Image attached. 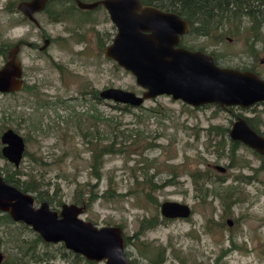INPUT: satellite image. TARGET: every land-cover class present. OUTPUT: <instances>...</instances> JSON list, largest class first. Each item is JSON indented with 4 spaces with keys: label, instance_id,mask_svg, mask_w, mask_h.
<instances>
[{
    "label": "rangeland",
    "instance_id": "rangeland-1",
    "mask_svg": "<svg viewBox=\"0 0 264 264\" xmlns=\"http://www.w3.org/2000/svg\"><path fill=\"white\" fill-rule=\"evenodd\" d=\"M17 1L0 0V49L16 41L29 42L32 46L18 42L15 55L21 68L18 79L22 87L0 93V133L6 128L17 132L24 140L28 155L22 157L17 167L0 155V174L17 168L21 179L43 180V192L47 189V194L56 198L49 206L56 211L62 204L73 203L76 183H95L98 194L108 185L118 193H127L111 200L99 197L88 210L79 212L78 217L97 227L119 226L129 240L140 218L153 215L159 220L162 218L160 202L186 203L191 210L188 218L160 221L140 234L134 241L136 247L131 243L124 247L128 259L135 264H150L156 246L165 248L162 264H264L263 158L239 144L230 159L228 140L222 151L215 150L217 136L208 134L210 126H228L232 114L254 118L257 128L264 132V106L255 104L249 108L227 110L213 104L191 107L159 95L144 100L139 108L122 111L116 107L121 104L91 99L86 92L106 87L128 90L136 95L142 91L129 72L105 58L98 48V38L106 40V44L107 37L115 32L106 11L97 7L87 14L67 13L60 21H52L40 12L34 15L37 21L34 24L21 20V14L15 9ZM10 4L12 14L7 12ZM69 5L58 2L54 9H66ZM243 25H246V19H242ZM262 31L264 33V25ZM43 37L49 38L50 43L41 51L37 46H41ZM184 43L194 46L193 49L199 47L206 52L219 53L217 63L220 66L250 68L264 76V47L259 42L255 44L256 55L245 52L242 35L227 36L217 44L203 37H186ZM5 57L0 55V66L7 60ZM84 91L85 94H81ZM94 113L99 116L96 128L101 135L105 132L104 139L99 142L109 141L107 132L111 125L108 119L112 116L118 120L119 130L129 139L134 133L138 134L135 150L141 151L140 146L145 147L147 142L153 144L143 150L141 156L103 155L98 181L89 167L90 145L82 137L86 131L90 135L94 133L92 126L87 128L93 122L89 116ZM167 164L174 166L178 176L174 184L161 186L153 193L158 203L156 208L129 194L131 188L136 193L140 190L134 178L142 181L144 167H153L146 175L154 173L153 179L160 185L171 173ZM208 164L217 181L213 190L207 185L209 195L202 199L186 171ZM217 164L226 167V172L214 170L211 165ZM228 186L234 189L233 197L228 209L222 211L220 197H215L212 191L222 192ZM28 228L18 222L2 226L0 251L4 264H10L13 256H18L17 251L22 253L29 246L24 240L33 239L36 233ZM145 243L152 246H143ZM34 249L41 254H52V264H103V261L88 263L83 257H75L69 252L60 256L64 253L57 245L43 247L38 243Z\"/></svg>",
    "mask_w": 264,
    "mask_h": 264
},
{
    "label": "water",
    "instance_id": "water-1",
    "mask_svg": "<svg viewBox=\"0 0 264 264\" xmlns=\"http://www.w3.org/2000/svg\"><path fill=\"white\" fill-rule=\"evenodd\" d=\"M47 1L20 0L16 9L37 24L33 14L41 11ZM73 1L82 10L101 6L106 11L115 32L102 54L129 72L143 90L136 95L107 87L98 92L100 99L138 107L146 99L166 95L191 107L213 104L222 109L247 108L264 102V78L248 70L220 66L211 54L180 45L181 36L188 31V22L177 13L144 5L141 0ZM48 42L43 39L38 50L42 51ZM17 48L18 43L10 48L7 60L0 66V93L22 87L18 79L21 68L15 55ZM228 138L264 155V136L250 128L243 116H237L232 122ZM0 144V155L17 167L25 150L22 136L6 128L0 133ZM214 168L223 170L219 165ZM35 203L32 194L4 181L0 174V211L7 212L14 222L30 227L43 242L61 243L86 260L130 264L123 254L118 226L97 227L79 218L82 208L75 204H62L56 211L44 201ZM159 214L164 219H186L191 210L186 203L164 200L159 203Z\"/></svg>",
    "mask_w": 264,
    "mask_h": 264
},
{
    "label": "trees",
    "instance_id": "trees-1",
    "mask_svg": "<svg viewBox=\"0 0 264 264\" xmlns=\"http://www.w3.org/2000/svg\"><path fill=\"white\" fill-rule=\"evenodd\" d=\"M82 1H94V0H82ZM58 2H68L70 5L66 7V9L58 8L57 10L54 9L55 4ZM144 5H153L162 10L166 11H173L177 13L181 18L188 22V31L187 33L181 37L180 45L185 48L193 49L194 46L185 45L184 39L186 37H193L199 38L203 37L210 42L217 44L220 43L225 39V37H232V36H243L244 39V47L245 52L249 55H256L257 49L255 48V44L257 42L261 43L264 47V33L262 31V26L264 25V0H141ZM16 9V6H15ZM44 13L46 14L47 18L52 21H60L65 18L67 13L74 14V12H84L87 14L92 10H79L77 9L76 5L73 3L72 0H48L44 6ZM66 10V11H65ZM242 19H246V25L242 26ZM22 21L29 23L25 17L21 18ZM113 35L107 37V43L111 41ZM106 39V38H105ZM17 42V41H16ZM106 40L103 38H98V48L101 50L102 47L105 45ZM15 44V43H14ZM199 50L204 51L203 49L197 47ZM8 49L5 47V50ZM205 52V51H204ZM213 55V59L217 63V59L219 53L217 55L211 52ZM5 55V53H3ZM246 69V68H243ZM247 70H251L247 68ZM27 86H25L26 88ZM29 88V87H27ZM87 93V92H86ZM89 93V92H88ZM92 98H97L96 92L91 91ZM81 94H85L81 92ZM118 104V103H117ZM122 111H126L130 108L128 105H116ZM140 107V106H139ZM138 107V108H139ZM136 115V114H135ZM138 116V115H136ZM89 117L92 118L93 122L88 125L94 128V133L92 135L86 131L82 137L86 144L90 145V162L89 167L91 170V174L97 179L99 177V167L101 165L102 156L105 154L114 155V154H136L138 156L142 155V151L147 149L151 144V142H147L145 147L140 146V150H135V146H137V138L138 134L134 133L131 139L123 134L121 130H119L117 123L118 120L116 118L109 117L108 123L111 125V128L107 132L109 141L107 142H99V140H103L105 137V132L102 135L99 133V129L97 127V122L99 116L94 113ZM249 125L254 128L256 131L255 124L251 121V119L247 118ZM78 126V124H77ZM224 131V132H223ZM227 130L218 128V127H209L208 133L215 134L220 139L216 141L215 150L218 148L223 150V144L226 140L225 132ZM92 138H90V137ZM103 136V137H102ZM129 139V140H128ZM93 142V143H91ZM241 143L239 142H229V157L232 159L234 155V151L236 150L237 145ZM92 145V148H91ZM156 146V145H155ZM141 147L143 149H141ZM254 152V151H253ZM260 158H263L262 163H264V155H259L254 152ZM28 155V152L24 150L23 156ZM170 170L169 177L166 178L160 185L154 181V173L146 175L149 168H153L152 166L144 167L143 169V177L141 178V182L137 181V178H134V182L140 186V190L136 193L134 189H130L128 192L129 194H133L134 197L141 198L144 203L150 204L156 208L157 202L155 198H153V193L161 186L174 184L175 177L178 174H175L174 166L167 164L166 165ZM15 168L13 172H6L3 176L4 181L14 185L15 187L19 188L23 192L31 193L34 197L36 203H40L42 201L48 203V205H52L53 199L51 196L47 194V189L43 192L42 187L44 185L43 180H38L33 177H29L27 179H21L19 174V170ZM22 174V173H21ZM186 174L189 176L191 184L197 195L204 199L208 197V189L206 188L207 185H210L211 190L214 189L215 186V176L211 170L206 165L204 168H193L186 171ZM234 191L233 187L228 186L227 188L223 189L222 192L212 191L215 197H220L222 211H226L231 204L232 201V192ZM123 195H127V193H118L108 185L104 191L98 194L97 184L90 183L89 181L83 183H76L73 188V195H72V204L79 206L82 208V212L88 210L91 205L97 200L99 197H103L106 200H111L115 197H121ZM57 205L60 203L59 200L56 202ZM154 204V205H153ZM166 220L164 218L158 219L156 215L150 217H142L138 220V227L135 230L133 237L130 239L129 236H126L122 233L121 235L123 238V254L125 258L129 261L130 264H135L133 260L128 259V252L124 251V247L130 245H134L136 247V243L134 241L138 240L140 234L144 232V230L150 229L155 227L160 221ZM27 228V227H26ZM29 230V228H28ZM29 244V248L27 247L26 250L22 253H19L18 256H13L12 262L10 264H28L31 262L40 263L44 262L46 264H52V258L54 256L50 253L41 254L38 253L36 246L38 243L43 247L50 246V245H57L64 254H60V256L66 255L65 252H69L73 254L75 257L82 258L79 254H75L63 247L61 243H45L41 240V238L35 234V237L31 240H24ZM130 241V242H129ZM152 246L150 243H145L143 246ZM155 253L153 255V259L149 260L150 264H162L165 260L164 258V251L165 248L161 246L155 247ZM146 257V256H145ZM147 258V257H146ZM17 261L13 262L14 260ZM24 259V260H23ZM85 259V258H84ZM86 260V259H85ZM50 261V262H49ZM88 263H93L94 261L86 260Z\"/></svg>",
    "mask_w": 264,
    "mask_h": 264
},
{
    "label": "flooded vegetation",
    "instance_id": "flooded-vegetation-1",
    "mask_svg": "<svg viewBox=\"0 0 264 264\" xmlns=\"http://www.w3.org/2000/svg\"><path fill=\"white\" fill-rule=\"evenodd\" d=\"M20 0H18L17 2H19ZM73 1V0H72ZM73 3H74V1H73ZM17 4V3H16ZM75 4V3H74ZM16 6V5H15ZM97 7H101V6H97ZM97 7H95V8H97ZM5 8H7V7H5ZM102 8V7H101ZM44 9V8H43ZM41 10V11H39V12H37V13H40V12H44V10ZM77 9H79V8H77ZM94 9V8H93ZM93 9H91V10H93ZM79 10H82V9H79ZM16 11L17 12H19L17 9H16ZM7 12H9V14H12L14 11H13V7L11 6V4L9 5V7L7 8ZM20 13V12H19ZM37 13H34L33 14V16L35 15V14H37ZM21 14V13H20ZM22 17H25V16H23L22 14H21V18ZM26 18V17H25ZM26 20L29 22V20L26 18ZM186 34V33H185ZM184 34V35H185ZM183 35V36H184ZM182 37V36H181ZM43 39H45L44 37H43ZM42 39V40H43ZM49 39V38H48ZM181 40V39H180ZM18 42H20L21 44H27V43H29V42H25V41H17V42H15V44H17ZM50 43V39H49V42H48V44ZM109 43V42H108ZM108 43H106L105 45H107ZM15 44H11V45H9V46H7L6 48H8V49H6L5 50V48H1L0 49V55H3V53H5V55L4 56H6L7 57V55H8V52H9V50H10V48H12ZM19 44V43H18ZM47 44V45H48ZM31 46H32V44H30ZM29 45V46H30ZM104 45V46H105ZM103 46V47H104ZM40 46H37V49L39 48ZM103 47H102V49H103ZM46 48V47H45ZM44 48V49H45ZM43 49V50H44ZM102 49H101V51H102ZM188 49H190V48H188ZM190 50H199V49H190ZM204 52V51H203ZM206 52V51H205ZM206 53H209V54H211V52H206ZM103 55V54H102ZM212 55V54H211ZM218 56V55H217ZM5 57V58H6ZM212 57H213V55H212ZM106 58V57H105ZM218 60V59H217ZM215 61V60H214ZM218 64V63H217ZM237 69H239V68H237ZM240 70H247V68L246 69H240ZM248 71H251V72H253V73H255V74H257L258 76H260V77H262V78H264V76H262L259 72H257L256 70H253V69H251V70H248ZM107 88V87H106ZM104 89V88H103ZM102 90V89H101ZM142 90V89H141ZM100 91V90H99ZM99 91H96L95 90V92H96V97L97 98H92V93H91V91L89 92V94H90V98L91 99H95L96 101H100V100H103V99H100L99 97H98V92ZM143 91V90H142ZM141 91V92H142ZM88 93V92H87ZM141 94V93H140ZM139 94V95H140ZM109 101V100H108ZM256 104H262L263 106H264V102H260V103H256ZM255 105V104H254ZM202 106V105H201ZM199 107V106H198ZM240 108V107H238V106H230V107H227V108H225V109H223V110H227L228 108ZM220 108V107H219ZM247 108H249V107H247ZM244 109V108H243ZM232 114V113H231ZM237 116H243L244 118H245V120L247 121V118H249V119H251V121L255 124V126L257 125L256 124V122H257V120H255L254 118H251V117H249V116H245V115H236V114H232L231 115V117H232V119L229 121V124H228V126H226V127H224V128H221V129H224V130H227L226 132H225V137H226V139L228 140V143L229 142H231V140L228 138V131H229V128H230V126H231V124H232V122L235 120V118L237 117ZM247 123H248V121H247ZM248 125H249V123H248ZM215 127H218V126H216V125H214ZM250 126V125H249ZM211 127V126H210ZM219 128V127H218ZM250 128H252L251 126H250ZM255 132H257L258 134H260V135H262V136H264V132H262V131H260L258 128H257V126H256V129H257V131L254 129V128H252ZM224 132V131H223ZM209 134V133H208ZM215 134H213V136H214ZM215 136H217V135H215ZM208 139V142H210L211 141V139L210 138H207ZM220 138L217 136V139L216 140H214L215 141V144H216V141L217 140H219ZM232 142H236V141H232ZM225 143V142H224ZM214 144V145H215ZM241 145H243V144H241ZM238 146V145H237ZM244 146V145H243ZM223 147H224V144H223ZM246 147V146H245ZM250 149V148H249ZM210 164H208V166H209ZM218 165V164H217ZM212 166V168L214 169V170H216L215 168H214V165H211ZM210 166V167H211ZM221 166V165H220ZM221 167H223V170L222 171H220V170H216L217 172H219V173H223V172H226V167H224V166H221ZM214 174V173H213ZM217 176V175H216ZM215 181H217L216 179H215ZM9 222H11V224H13V220L9 217V215H8V213L7 212H3V211H0V234H1V232H2V230H1V228H2V226L3 225H6V223H9ZM19 223V222H18ZM23 224V223H22ZM1 243H3V241H1L0 240V245H1ZM22 250V249H21ZM17 251V250H16ZM13 262H15V261H13ZM19 262V260L17 261V263ZM0 264H4L3 263V253H2V251H0Z\"/></svg>",
    "mask_w": 264,
    "mask_h": 264
}]
</instances>
